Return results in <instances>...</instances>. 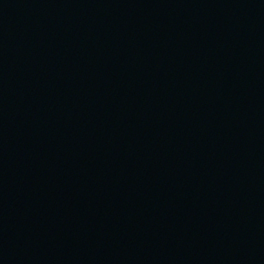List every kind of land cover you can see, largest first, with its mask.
Wrapping results in <instances>:
<instances>
[{
  "label": "water",
  "instance_id": "water-1",
  "mask_svg": "<svg viewBox=\"0 0 264 264\" xmlns=\"http://www.w3.org/2000/svg\"><path fill=\"white\" fill-rule=\"evenodd\" d=\"M0 264H264V0H0Z\"/></svg>",
  "mask_w": 264,
  "mask_h": 264
}]
</instances>
